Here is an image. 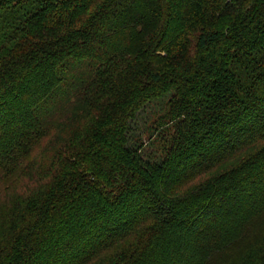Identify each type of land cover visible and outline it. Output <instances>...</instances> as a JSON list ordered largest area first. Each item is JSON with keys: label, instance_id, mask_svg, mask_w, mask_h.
I'll return each instance as SVG.
<instances>
[{"label": "trees", "instance_id": "1", "mask_svg": "<svg viewBox=\"0 0 264 264\" xmlns=\"http://www.w3.org/2000/svg\"><path fill=\"white\" fill-rule=\"evenodd\" d=\"M0 264H264V0H0Z\"/></svg>", "mask_w": 264, "mask_h": 264}, {"label": "rangeland", "instance_id": "2", "mask_svg": "<svg viewBox=\"0 0 264 264\" xmlns=\"http://www.w3.org/2000/svg\"><path fill=\"white\" fill-rule=\"evenodd\" d=\"M170 94L164 96L162 99L156 100L150 105H148L144 110H142L136 117V120L132 122V128L134 134L139 136L142 142L145 143V152L147 154H157L161 150L162 139L152 138L150 142L148 138L150 137L151 130L155 123L160 120V117L165 113V105L167 104V99ZM159 101V102H157ZM165 139L169 138V134H165ZM160 157V155H159Z\"/></svg>", "mask_w": 264, "mask_h": 264}]
</instances>
